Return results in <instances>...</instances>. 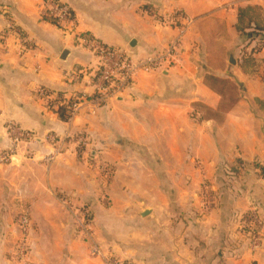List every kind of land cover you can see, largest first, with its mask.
<instances>
[{
    "label": "crops",
    "instance_id": "0c3cea01",
    "mask_svg": "<svg viewBox=\"0 0 264 264\" xmlns=\"http://www.w3.org/2000/svg\"><path fill=\"white\" fill-rule=\"evenodd\" d=\"M43 1L0 0V149L12 146L9 124L32 134L0 165V264H102L63 199L85 210L103 255L264 264V236L251 250L241 221L256 213L264 223V50L257 71L242 66L237 31L240 9L256 8L264 22V0H58L71 10V33L39 17ZM186 20L176 62L139 72L104 106L83 101L67 123L36 98L40 87L92 93L68 87L69 72L96 67L80 36L142 59L166 49ZM77 135L80 156L67 138Z\"/></svg>",
    "mask_w": 264,
    "mask_h": 264
},
{
    "label": "built area",
    "instance_id": "2783aa9c",
    "mask_svg": "<svg viewBox=\"0 0 264 264\" xmlns=\"http://www.w3.org/2000/svg\"><path fill=\"white\" fill-rule=\"evenodd\" d=\"M38 14L43 20H52L54 26L61 31L71 33L74 29V18H72L70 8L58 0H44L39 6ZM190 23V20H186V23L179 30V37L172 41L166 49L147 54L142 59H133L126 52L107 46L95 38L80 36L77 38L78 46L85 49L96 59V67L89 70H73L69 72L67 74L68 87L84 84L92 89V93L88 95L82 91L80 93L73 92L72 96L65 97V94L59 95L49 91L47 88L40 87L35 91V96L44 103L48 111H55L64 105L65 121L69 123L77 115L79 106L83 101H87L97 107L104 106L109 100L115 99L129 88L139 72L160 71L171 67L177 59L179 39L186 32ZM21 42L23 45H26L22 40ZM6 130L8 136L12 139V146L0 149V165L9 164L19 144L32 139L30 132L17 130L13 125L9 124ZM67 138L73 140L72 142L75 145L74 153L80 156L86 143L85 136L77 135L74 138ZM49 139L53 144L57 142L55 137H50ZM64 142L65 140L61 144ZM44 160L47 161L49 158L47 157ZM101 170L105 176L110 173L108 167H102ZM62 204L72 218L75 232L80 234L82 239L89 243V255L91 257L100 258L102 264H131L128 261L118 259L109 254L103 255L101 246L92 242L93 232L86 219L85 210L76 208L71 199H63ZM241 221H243L244 228L259 229L255 231L250 230L249 245L251 250H255L261 236H264V223L256 213L242 218ZM19 224L23 237L20 240L16 255L22 259L25 256L24 238L28 229V221L25 217H22Z\"/></svg>",
    "mask_w": 264,
    "mask_h": 264
},
{
    "label": "trees",
    "instance_id": "16d2710c",
    "mask_svg": "<svg viewBox=\"0 0 264 264\" xmlns=\"http://www.w3.org/2000/svg\"><path fill=\"white\" fill-rule=\"evenodd\" d=\"M256 10L257 9L254 7L240 9L238 11L237 24V31H239V34L243 39L242 46L239 49L238 60L242 66L250 67L253 71H257L259 63L257 56L263 51L264 47V22L257 20ZM55 113L60 119L64 120L65 106H60L56 109Z\"/></svg>",
    "mask_w": 264,
    "mask_h": 264
},
{
    "label": "water",
    "instance_id": "95a60500",
    "mask_svg": "<svg viewBox=\"0 0 264 264\" xmlns=\"http://www.w3.org/2000/svg\"><path fill=\"white\" fill-rule=\"evenodd\" d=\"M66 55V52H64L63 54H62V58L64 57ZM64 59V58H63Z\"/></svg>",
    "mask_w": 264,
    "mask_h": 264
},
{
    "label": "rangeland",
    "instance_id": "374dc122",
    "mask_svg": "<svg viewBox=\"0 0 264 264\" xmlns=\"http://www.w3.org/2000/svg\"><path fill=\"white\" fill-rule=\"evenodd\" d=\"M205 195H206V193H204V195H203V196L205 197Z\"/></svg>",
    "mask_w": 264,
    "mask_h": 264
}]
</instances>
